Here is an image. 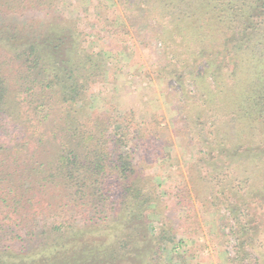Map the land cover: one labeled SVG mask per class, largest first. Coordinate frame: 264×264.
<instances>
[{"label": "trees", "instance_id": "trees-1", "mask_svg": "<svg viewBox=\"0 0 264 264\" xmlns=\"http://www.w3.org/2000/svg\"><path fill=\"white\" fill-rule=\"evenodd\" d=\"M118 2L164 46L166 98L200 154L195 193L209 189L216 206L227 192L237 221L233 198L264 209V0ZM47 7L0 0V264H158L139 146L128 148L129 124L114 131L110 114L91 111V79L105 74L94 53L79 54L75 24L21 19Z\"/></svg>", "mask_w": 264, "mask_h": 264}, {"label": "rangeland", "instance_id": "rangeland-1", "mask_svg": "<svg viewBox=\"0 0 264 264\" xmlns=\"http://www.w3.org/2000/svg\"><path fill=\"white\" fill-rule=\"evenodd\" d=\"M43 1L51 8L24 11L21 19L60 16L61 21L75 24L84 40L79 54L94 53L105 74L91 79L87 92L91 111L110 114L114 131L129 124L128 148L139 146L138 176L142 189L152 196L145 215L159 245L158 264H258L260 257L263 261L264 209L254 203L244 209L233 198L235 208L243 211L237 221L231 215L234 210L226 209L227 192L213 206L204 202L209 189L204 199V190L193 189L189 173L200 154L195 144L182 142L176 103L166 98L161 73L167 57L162 43L147 39L127 21L118 0ZM179 34L173 41L180 39ZM137 130L145 132L144 138L130 140ZM248 242L252 245H242Z\"/></svg>", "mask_w": 264, "mask_h": 264}]
</instances>
